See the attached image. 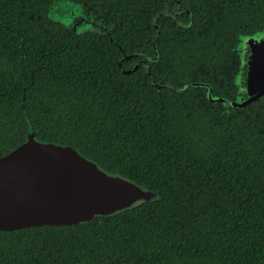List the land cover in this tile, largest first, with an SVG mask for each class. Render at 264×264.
<instances>
[{
    "label": "trees",
    "instance_id": "obj_1",
    "mask_svg": "<svg viewBox=\"0 0 264 264\" xmlns=\"http://www.w3.org/2000/svg\"><path fill=\"white\" fill-rule=\"evenodd\" d=\"M56 1L0 0V157L70 146L152 200L0 232V264H264V101L229 104L264 0Z\"/></svg>",
    "mask_w": 264,
    "mask_h": 264
},
{
    "label": "water",
    "instance_id": "obj_2",
    "mask_svg": "<svg viewBox=\"0 0 264 264\" xmlns=\"http://www.w3.org/2000/svg\"><path fill=\"white\" fill-rule=\"evenodd\" d=\"M67 9L68 4L58 9L53 5L49 14L64 23L69 17ZM239 49L243 75L236 82L242 86L237 101L230 106L264 101V30L242 38ZM137 66L134 64L128 73ZM211 101L224 103L217 97ZM101 177L130 184L139 195L131 201L118 199L100 183ZM151 200L148 192L128 180L107 175L70 146L40 143L28 135L24 143L0 157V232L78 225Z\"/></svg>",
    "mask_w": 264,
    "mask_h": 264
},
{
    "label": "snow or ice",
    "instance_id": "obj_3",
    "mask_svg": "<svg viewBox=\"0 0 264 264\" xmlns=\"http://www.w3.org/2000/svg\"><path fill=\"white\" fill-rule=\"evenodd\" d=\"M261 72L262 74H264V66H262ZM100 183L104 185L109 193L113 194L118 199L131 201L135 200L139 195L137 188L132 187L130 184L120 183L116 180H104L103 177H101Z\"/></svg>",
    "mask_w": 264,
    "mask_h": 264
},
{
    "label": "rangeland",
    "instance_id": "obj_4",
    "mask_svg": "<svg viewBox=\"0 0 264 264\" xmlns=\"http://www.w3.org/2000/svg\"><path fill=\"white\" fill-rule=\"evenodd\" d=\"M66 4H68V9H67L66 12L69 14V17H65V18H64V22H65V23H66V22L68 23V22H71V21H72V19H73L72 16H73V15H76V13H77V10H76L77 7H76V9H75L74 6H73L71 3H67V1H64V0H57V1L55 2L54 6L57 7V9H58V8H60L61 6H64V7H65ZM71 5H72L73 7H72ZM52 14L55 16L56 11H53ZM50 17H51V16H50ZM75 17H78V16L76 15ZM75 17H74V18H75ZM51 18H52V17H51Z\"/></svg>",
    "mask_w": 264,
    "mask_h": 264
},
{
    "label": "flooded vegetation",
    "instance_id": "obj_5",
    "mask_svg": "<svg viewBox=\"0 0 264 264\" xmlns=\"http://www.w3.org/2000/svg\"><path fill=\"white\" fill-rule=\"evenodd\" d=\"M71 6H72V5H71ZM72 7H73V6H72ZM75 16H76V15H73V16H72V18H73L72 21H71L72 23H73V21L76 19ZM74 17H75V18H74ZM72 23H71V24H72ZM105 28H107V27H105ZM105 28H104L103 30H105Z\"/></svg>",
    "mask_w": 264,
    "mask_h": 264
}]
</instances>
